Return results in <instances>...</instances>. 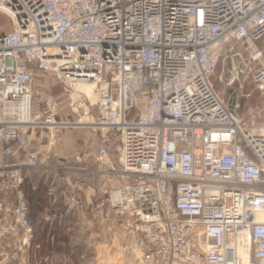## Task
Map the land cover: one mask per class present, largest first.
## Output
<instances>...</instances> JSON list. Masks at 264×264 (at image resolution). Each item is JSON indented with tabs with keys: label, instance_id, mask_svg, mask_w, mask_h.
Masks as SVG:
<instances>
[{
	"label": "built area",
	"instance_id": "2783aa9c",
	"mask_svg": "<svg viewBox=\"0 0 264 264\" xmlns=\"http://www.w3.org/2000/svg\"><path fill=\"white\" fill-rule=\"evenodd\" d=\"M0 14V264L28 261L24 183L51 158L30 135L79 126L101 136L92 171L131 264H264V123L244 128L211 84L221 61L227 85L264 95V0H0Z\"/></svg>",
	"mask_w": 264,
	"mask_h": 264
},
{
	"label": "rangeland",
	"instance_id": "374dc122",
	"mask_svg": "<svg viewBox=\"0 0 264 264\" xmlns=\"http://www.w3.org/2000/svg\"><path fill=\"white\" fill-rule=\"evenodd\" d=\"M6 23L7 19L0 14V26ZM228 68L229 64H225L223 67V63L219 61L211 77L213 88L220 96L224 98L229 97V99L236 90V114L242 121L244 128L252 129L262 125L264 123V95L249 80L242 85V88L239 87L237 82L227 85L228 80L230 81V77L228 78L227 75ZM221 75H223L222 78ZM42 83L49 94L58 98L57 102L61 106L66 98L61 85L56 82L53 76H48V79L43 80ZM76 87L74 88V92H72L73 99L77 98L78 91H80ZM90 100L92 101L93 97ZM58 118H63L61 113H58ZM86 119L91 120V117H87ZM79 127L55 132L51 130L49 133L45 131L41 134L42 138H39L38 133L31 134L30 139L33 140V145L40 150V154L43 157H45L47 152L51 154V160L61 161L64 160L63 157H68L66 145L70 142L80 143V138L84 137V134L82 136L79 132ZM114 152L116 156V150ZM114 164L117 166L116 158L114 159ZM95 167L96 164L91 168L94 169ZM84 176L86 178V180L83 179L84 181L87 182L88 178L90 180L89 184L94 189H90V191L92 190L91 192H94L95 197L100 201L102 213L96 214L92 208L85 209V211L80 208L79 210L84 211L82 223L79 222L76 225L77 227H72L70 224V227L74 228L72 232L66 229L53 230L51 233L53 234V239L56 240L51 241L49 240L50 237L48 239L50 230L44 229L46 228L44 223L37 224V221L50 222V220H47L48 217H58L62 225L63 223L72 222L74 221L72 216H67L68 212L70 214L69 206H64L63 202L57 203L47 214H43L41 206L40 209L39 207L38 209L35 208L33 238L29 246L21 252L28 259L26 264H46V261L53 264H131L130 258L138 255L137 248L125 242L127 239L125 231L114 223L111 217L107 194L104 191V178L92 173ZM24 193L30 202L32 194L29 192H27L29 194H26V191ZM37 215L39 218H37ZM43 217L44 219H42ZM67 238L69 239L67 240ZM10 250V253H14L15 256L16 254L18 256L21 254L12 246ZM51 256L53 257L51 258ZM15 260L13 264H19Z\"/></svg>",
	"mask_w": 264,
	"mask_h": 264
},
{
	"label": "crops",
	"instance_id": "0c3cea01",
	"mask_svg": "<svg viewBox=\"0 0 264 264\" xmlns=\"http://www.w3.org/2000/svg\"><path fill=\"white\" fill-rule=\"evenodd\" d=\"M79 129V132L82 136L84 134V137L80 138V143L70 142L66 145L68 151L67 158L63 157L64 160L61 161L51 160L50 158L47 160L48 167L39 166L32 169L28 173L24 183V191H26V194H32V199L28 202L34 223L35 208L38 209L39 207L40 209L41 206L43 214H47L57 203L60 204L63 202L64 206H69L68 209L70 214L68 212L67 216H72L74 220L72 222L63 223L62 225L58 217H48L47 220H50V222H36L37 224L44 223L46 227L44 229H47V231L50 230L48 239L50 237L49 240L51 241L56 240L53 239V234L51 233L53 230L66 229L72 232L74 228L72 229L70 224L74 227L79 222L82 223L84 220L82 216L85 209L92 208L96 214L102 213L100 210V201L95 197L94 192H91L94 189H92L93 187L89 184V178L87 182L83 180H86L84 175H89V173L94 174L91 168L94 164H96L95 168L98 167L95 154V143L100 140L101 136L98 132L88 128L79 127ZM45 157L52 156L46 152ZM59 164L61 167H59ZM85 186L86 188H84ZM90 189L92 190L90 191ZM80 208L84 211L79 210ZM37 218H39L38 215ZM42 219H44V217ZM68 239L69 238H67V240ZM52 257L53 256H51V258ZM65 262L67 263V261Z\"/></svg>",
	"mask_w": 264,
	"mask_h": 264
},
{
	"label": "bare ground",
	"instance_id": "6f19581e",
	"mask_svg": "<svg viewBox=\"0 0 264 264\" xmlns=\"http://www.w3.org/2000/svg\"><path fill=\"white\" fill-rule=\"evenodd\" d=\"M77 86L76 88L80 91L79 92H82L85 94V96L90 100L91 97H93V100L90 102L94 105L95 101H96V93H95V88L92 84H78V85H75ZM76 90V89H75ZM84 91V92H83ZM79 95V94H77ZM90 98H89V97ZM81 127V126H80ZM244 257V260H243V263L242 264H246V260H245V256L243 255Z\"/></svg>",
	"mask_w": 264,
	"mask_h": 264
},
{
	"label": "water",
	"instance_id": "95a60500",
	"mask_svg": "<svg viewBox=\"0 0 264 264\" xmlns=\"http://www.w3.org/2000/svg\"><path fill=\"white\" fill-rule=\"evenodd\" d=\"M236 63V62H235ZM234 102H235V94H233L232 95V97L229 99V101H228V107L230 108V109H233V107H234Z\"/></svg>",
	"mask_w": 264,
	"mask_h": 264
}]
</instances>
